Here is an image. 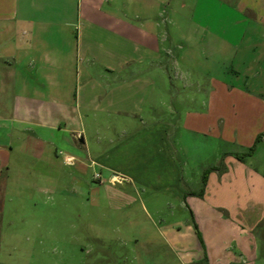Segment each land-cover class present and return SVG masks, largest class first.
<instances>
[{
    "label": "crops",
    "instance_id": "0c3cea01",
    "mask_svg": "<svg viewBox=\"0 0 264 264\" xmlns=\"http://www.w3.org/2000/svg\"><path fill=\"white\" fill-rule=\"evenodd\" d=\"M178 9H187L184 0H0V243L6 201L19 197L17 187L28 184L18 176L25 157L38 158L46 170L61 163L78 172L110 173L104 159L113 151L103 145L114 143L109 130L116 126L108 123L139 122L129 132L133 150L123 155L125 169L138 177L130 178L132 186L167 189L185 202L207 264H264V166L240 161L236 155L242 148L225 151L213 165L223 160V171L209 174L202 197L201 189L186 193L182 188L187 155L180 148V130L250 147L264 128V101L244 100L229 118L219 95H227L228 88L213 76L201 110L189 108L194 101L187 96L176 99L175 81L182 80L184 90L190 87L187 67L195 57L192 36L181 34L173 18ZM251 9L263 26L264 0H254ZM184 27L193 26L186 20ZM212 42L217 51L232 50L225 38ZM249 43L252 53L256 44ZM165 90L172 95L168 104ZM251 113L254 123H261L253 132L242 125ZM147 123L149 130L141 128ZM88 129L96 148L103 149L97 159ZM59 149L75 159L73 165L64 163ZM255 153L256 148L251 156ZM57 177L67 179L58 172L53 181ZM117 180L115 174L109 178L113 184ZM170 238L179 248L182 238ZM201 259L190 257L187 263L201 264Z\"/></svg>",
    "mask_w": 264,
    "mask_h": 264
},
{
    "label": "rangeland",
    "instance_id": "374dc122",
    "mask_svg": "<svg viewBox=\"0 0 264 264\" xmlns=\"http://www.w3.org/2000/svg\"><path fill=\"white\" fill-rule=\"evenodd\" d=\"M253 1L184 0L187 9H178L173 18L181 34L192 36L190 49L195 57L193 65L187 67L190 87L184 90L183 81H175L173 92L178 101L187 96L194 101L189 108L201 110L203 98L212 91V76L228 88L227 95L222 96L221 92L219 95L229 118L238 113L244 100L264 101V25L256 21L251 9ZM186 20L193 26L189 30L184 27ZM219 36L228 40L232 52L229 49L217 51L211 40ZM250 41L256 44L252 53L248 51ZM168 91L165 90L167 104L172 96ZM251 115L242 125L247 128L245 131L253 132L261 128V123H254L255 115ZM108 124L116 126L109 130V138L114 143L103 145L105 150L113 151L109 159L103 158L113 170L110 173L96 168L78 172L59 161L57 170H46L38 158H24L25 164L18 176L28 184L17 187L19 197H9L6 201L0 264H188L190 257L193 260L205 258L204 251L198 248L185 202L174 198L170 190L139 184L134 188L130 182V178L137 180L138 177L125 169L123 155L133 150L135 142L129 132L140 123ZM231 124L236 125L235 122ZM149 126L147 123L141 128L149 130ZM263 130L258 132L256 139ZM125 132L128 137L124 136ZM87 134L94 146L92 156L97 159L103 149L96 148L98 145L91 130L88 129ZM179 134L180 148L183 147L187 155L182 186L186 193L202 188L203 170L213 166L225 151L242 148V153H248L254 146L255 155L245 160L257 168L264 166V139L257 143L255 139L250 147H238L234 143L219 142L213 134L204 136L184 130ZM166 140L171 145L170 131ZM67 155L65 151L59 153L62 160ZM149 157L154 160V155L149 154ZM58 172L67 179L57 177L53 181ZM112 174L118 176L117 183L109 181ZM49 176L52 180L48 181L46 177ZM81 179L93 190L82 186ZM122 194L128 197L123 198ZM174 234L182 238L179 248L170 244ZM123 241L127 246L121 245ZM108 245L111 250L107 249Z\"/></svg>",
    "mask_w": 264,
    "mask_h": 264
},
{
    "label": "trees",
    "instance_id": "16d2710c",
    "mask_svg": "<svg viewBox=\"0 0 264 264\" xmlns=\"http://www.w3.org/2000/svg\"><path fill=\"white\" fill-rule=\"evenodd\" d=\"M262 139H264V132L259 134L257 139H256V143L261 141ZM254 149L255 147L252 146L250 148V151L248 153H242V154H238L236 155V157L240 160V161H245V157L247 156H251L252 153L254 152ZM223 160L221 161V163L217 166H213L209 169H206L202 175V188H201V192L199 193V196H203V193H204V189H205V186L207 185V181H208V176L211 172L213 171H223ZM196 232L198 233V236L200 237V234L196 228ZM201 264H207V259L206 257L202 260V263Z\"/></svg>",
    "mask_w": 264,
    "mask_h": 264
},
{
    "label": "built area",
    "instance_id": "2783aa9c",
    "mask_svg": "<svg viewBox=\"0 0 264 264\" xmlns=\"http://www.w3.org/2000/svg\"><path fill=\"white\" fill-rule=\"evenodd\" d=\"M75 162V159L73 157H66L65 158V163L68 165H73Z\"/></svg>",
    "mask_w": 264,
    "mask_h": 264
},
{
    "label": "water",
    "instance_id": "95a60500",
    "mask_svg": "<svg viewBox=\"0 0 264 264\" xmlns=\"http://www.w3.org/2000/svg\"><path fill=\"white\" fill-rule=\"evenodd\" d=\"M81 142H83V141H81Z\"/></svg>",
    "mask_w": 264,
    "mask_h": 264
}]
</instances>
